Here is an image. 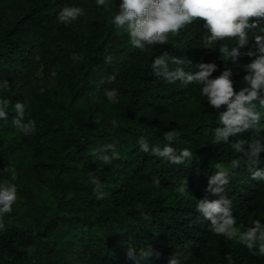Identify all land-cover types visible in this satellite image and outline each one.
<instances>
[{"label":"trees","instance_id":"trees-1","mask_svg":"<svg viewBox=\"0 0 264 264\" xmlns=\"http://www.w3.org/2000/svg\"><path fill=\"white\" fill-rule=\"evenodd\" d=\"M63 1L0 0V80L11 84L3 95L12 103L25 101L26 119L37 122L36 131L25 136L12 124L11 107L8 119L0 120V182L15 183L18 190L13 212L3 218L0 264H134L129 248L136 254L152 248L150 264H168L174 255L181 264H227L226 254L234 264H264V256L211 233L195 212V199L206 195L218 163L241 159L226 188L238 223H250L249 216L264 219V183L252 178L229 144L214 143L218 110L207 106L199 86L168 84L152 75L149 64L165 53L215 62L213 77L230 68L235 90L245 86V71L217 50L201 48L199 24L142 53L111 24L119 0H110L108 9L95 0H72L88 7L92 20L68 29L56 19ZM108 55L110 64L104 62ZM250 59L241 57L240 63ZM40 72L53 83L38 90L12 84ZM112 74L113 84H100ZM111 88L118 96L109 99L105 89ZM113 119L118 127H112ZM258 128L230 140L264 137V119ZM168 130L180 133L174 147L193 150L192 162L177 166L139 151L141 135L163 146ZM108 144L115 145V153H107L114 158L103 165L92 153ZM90 174L101 177L106 198H95ZM185 178L188 192L181 195L177 189Z\"/></svg>","mask_w":264,"mask_h":264},{"label":"clouds","instance_id":"clouds-1","mask_svg":"<svg viewBox=\"0 0 264 264\" xmlns=\"http://www.w3.org/2000/svg\"><path fill=\"white\" fill-rule=\"evenodd\" d=\"M95 3L97 7L110 8V0H95ZM117 9L111 17V24L127 34L133 49L148 52L196 23L202 29L201 48L217 50L222 59L231 60L233 65L245 71L242 77L245 86L235 90L230 68L213 77L212 74L218 70L215 62L193 63L185 58L169 57L165 53L154 56L149 64L152 75L168 84L179 81L185 87L199 86V95L207 106L218 110L219 126L213 131L214 143L229 144L234 153L242 156L252 178L264 183V167H258L264 164L261 159L264 137L247 141L230 140V137L248 129H255L259 133L258 125L264 119V95H261L264 93V0H119ZM84 15L85 8L82 6L68 5L57 12L56 19L68 26ZM244 56L251 58L250 62L241 64L240 58ZM79 59L78 54L72 57L73 62ZM112 60L111 55L104 57L105 63L110 64ZM115 81L116 75L112 74L106 80H101L100 84H113ZM10 87L9 80H0V120L8 119L11 107L15 113L12 124L27 136L36 131L37 122L26 119L25 101L17 99L12 103L3 95ZM105 95L109 99L117 97L118 89H105ZM111 125L118 127V122L113 119ZM179 135L174 130L164 131L163 139L167 143L163 146L153 145L146 136L141 135L137 140L139 151L177 166L192 162L194 155L191 148L177 149L173 146ZM109 151L115 153L114 144H108L92 155L103 165H109L114 158L107 154ZM240 165L241 159L237 158H233L229 166L220 163L214 165V171L208 177L206 195L195 199L196 220L206 224L214 235L234 240L247 248L251 255L261 257L264 256V219L249 216L250 223H238L233 215L232 201L226 194L233 169ZM11 179L15 180V175ZM89 182L97 200L109 195L99 175L90 174ZM154 183L159 185V179ZM17 191L15 183L0 182V232L6 230L3 218L13 212V205L18 200ZM177 191L181 195L188 192L186 178ZM213 196L216 198H211ZM153 255L152 248H142L138 254L131 248L128 250V258L134 264H150ZM224 259L227 264H234L231 254H226ZM168 264H181L180 258L174 255Z\"/></svg>","mask_w":264,"mask_h":264},{"label":"rangeland","instance_id":"rangeland-1","mask_svg":"<svg viewBox=\"0 0 264 264\" xmlns=\"http://www.w3.org/2000/svg\"><path fill=\"white\" fill-rule=\"evenodd\" d=\"M62 5L64 6H68V5H77L74 1L72 0H66V1H63ZM85 8V15L81 18H79L77 20V22H80V23H89L91 22L92 20V13L91 11L89 10L88 7H84ZM76 22V21H74ZM60 25H62L65 29H68L71 25H68V26H65L61 23H59ZM53 83V77L52 76H46L44 74H42L41 72L37 75V77L33 80H30L29 82L27 81H24L22 79H20L19 77H16L14 78L12 84L14 86H16L17 88H30L31 90H38L39 88H43L45 86H49Z\"/></svg>","mask_w":264,"mask_h":264}]
</instances>
